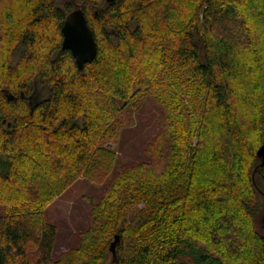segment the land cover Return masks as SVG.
<instances>
[{
  "label": "trees",
  "instance_id": "obj_1",
  "mask_svg": "<svg viewBox=\"0 0 264 264\" xmlns=\"http://www.w3.org/2000/svg\"><path fill=\"white\" fill-rule=\"evenodd\" d=\"M78 8L98 48L82 69L62 49ZM147 96L161 130L114 172L105 144ZM263 144L264 0H0V264H103L116 236L109 264H264ZM80 178L104 194L54 259L44 213Z\"/></svg>",
  "mask_w": 264,
  "mask_h": 264
},
{
  "label": "rangeland",
  "instance_id": "obj_2",
  "mask_svg": "<svg viewBox=\"0 0 264 264\" xmlns=\"http://www.w3.org/2000/svg\"><path fill=\"white\" fill-rule=\"evenodd\" d=\"M131 26L132 29L135 28L134 22H131ZM237 45L239 44L236 42L235 46ZM35 87H37L39 91L38 95L40 96L37 98L43 99L48 96L49 87L46 80L38 77L35 80ZM206 94V89H200L198 92L201 104L198 109H195L197 114L202 112L201 109ZM162 110L163 107L152 96H147L146 100L132 112L131 118L127 117V122L133 123V125L129 126L130 124H128L126 128L124 127L117 141L105 144V147H111L118 152V162L114 172L141 160L148 159L144 148L149 140L161 130L163 124L161 121ZM197 136L198 128L197 135L193 139L194 146L197 144ZM105 186V183L90 182L84 178H80L57 197L45 210L46 220L58 227L53 252L54 259L63 254L70 253L72 249L79 245V232L90 226L92 221L91 208L102 199ZM137 207L146 209L144 203H138ZM1 212L0 209V214ZM112 256L113 254L109 249L103 260V264H109Z\"/></svg>",
  "mask_w": 264,
  "mask_h": 264
},
{
  "label": "water",
  "instance_id": "obj_3",
  "mask_svg": "<svg viewBox=\"0 0 264 264\" xmlns=\"http://www.w3.org/2000/svg\"><path fill=\"white\" fill-rule=\"evenodd\" d=\"M61 32L63 35L62 49L71 51L79 69L96 58L97 43L82 8L74 10L66 17ZM257 156L264 163V144L257 150ZM119 241V236H116L110 245V251L114 257Z\"/></svg>",
  "mask_w": 264,
  "mask_h": 264
}]
</instances>
